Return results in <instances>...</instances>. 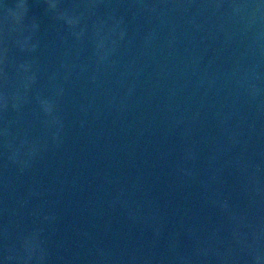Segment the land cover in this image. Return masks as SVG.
Wrapping results in <instances>:
<instances>
[{
	"label": "water",
	"instance_id": "water-1",
	"mask_svg": "<svg viewBox=\"0 0 264 264\" xmlns=\"http://www.w3.org/2000/svg\"><path fill=\"white\" fill-rule=\"evenodd\" d=\"M0 264H264V0H0Z\"/></svg>",
	"mask_w": 264,
	"mask_h": 264
}]
</instances>
